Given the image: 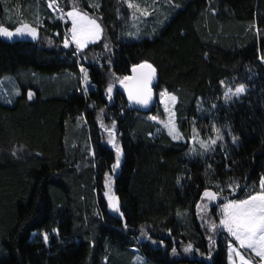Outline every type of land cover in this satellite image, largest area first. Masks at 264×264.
I'll return each instance as SVG.
<instances>
[{"label": "trees", "instance_id": "1", "mask_svg": "<svg viewBox=\"0 0 264 264\" xmlns=\"http://www.w3.org/2000/svg\"><path fill=\"white\" fill-rule=\"evenodd\" d=\"M136 3L148 16L131 40ZM57 4L91 14L100 40L65 45L70 23L46 0H0V24L42 25L34 42L0 38V77L20 90L0 99V264H228L234 240L220 205L255 194L264 178V0ZM142 63L156 70V93L176 96L183 137L217 136L213 150L189 155L159 130L149 118L158 102L128 108L117 85ZM103 124L116 125L119 171Z\"/></svg>", "mask_w": 264, "mask_h": 264}, {"label": "rangeland", "instance_id": "2", "mask_svg": "<svg viewBox=\"0 0 264 264\" xmlns=\"http://www.w3.org/2000/svg\"><path fill=\"white\" fill-rule=\"evenodd\" d=\"M47 7L54 12L56 18L70 23L68 30L64 31L65 45L72 42L79 50L100 40L102 30L97 20L89 13L80 11L77 7L70 8L67 12L61 11L57 0H46ZM132 3V2H130ZM133 4V3H132ZM5 8L6 4H4ZM135 11L131 15V25L134 36L131 40L138 39L141 34L139 29L145 23L148 10L145 6L136 3ZM158 10L159 7L156 6ZM41 24L38 18L29 22L28 20L10 21L0 24V38L5 41L40 39ZM57 36V33H55ZM76 53V51H75ZM82 85L88 89L90 85L86 72L82 74ZM244 86H238L234 90H227L229 99L239 96L245 91ZM20 93V90L12 76L0 77V99L5 103H11ZM176 96L166 89H160L156 93V102L159 103V112L149 118L156 122L159 130H163L173 140L187 144L188 154L207 153L213 150L218 143V137L202 138L198 131L191 128L190 138L185 139L179 131L176 123L175 104ZM156 104V103H155ZM117 128L115 124H103L102 133L104 143L111 148L115 154L113 171H119L123 161V149L116 137ZM111 176L107 175L104 180V195L111 193L109 181ZM112 204V199H107ZM118 205L117 199L115 198ZM220 226L229 232L234 242L228 246V264H264V178L260 181V189L255 194L241 200H226L220 205ZM258 261H257V259Z\"/></svg>", "mask_w": 264, "mask_h": 264}, {"label": "water", "instance_id": "3", "mask_svg": "<svg viewBox=\"0 0 264 264\" xmlns=\"http://www.w3.org/2000/svg\"><path fill=\"white\" fill-rule=\"evenodd\" d=\"M156 83L157 73L154 67L149 63H142L132 67L130 74L119 82L117 88L125 96L130 110L148 113L156 103Z\"/></svg>", "mask_w": 264, "mask_h": 264}]
</instances>
